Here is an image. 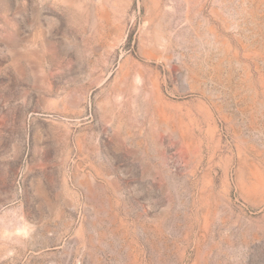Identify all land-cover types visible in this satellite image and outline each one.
<instances>
[{
    "label": "rangeland",
    "instance_id": "rangeland-1",
    "mask_svg": "<svg viewBox=\"0 0 264 264\" xmlns=\"http://www.w3.org/2000/svg\"><path fill=\"white\" fill-rule=\"evenodd\" d=\"M0 264H264V0H0Z\"/></svg>",
    "mask_w": 264,
    "mask_h": 264
}]
</instances>
